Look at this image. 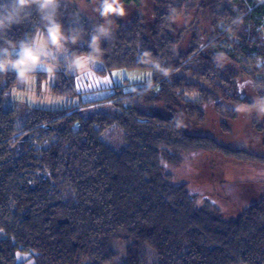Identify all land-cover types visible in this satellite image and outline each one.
<instances>
[{"label": "trees", "instance_id": "1", "mask_svg": "<svg viewBox=\"0 0 264 264\" xmlns=\"http://www.w3.org/2000/svg\"><path fill=\"white\" fill-rule=\"evenodd\" d=\"M152 2L151 23L137 16L127 26L117 23L116 34L102 39L101 54L89 47L92 23L58 6L64 34L79 36L66 43L63 58L56 57L49 87L66 105L26 106L21 116L8 101L11 89L24 82L13 71L0 74V264H24L19 253L31 264H264V195L225 218L165 170L206 151L264 163L187 133L177 119L181 113L202 120V105L216 102L218 114L234 120L233 106H254L240 93L241 77L264 106V0H201L197 11L208 31L203 45L201 35H193L188 51L177 50L182 31L173 23L189 0ZM39 35L48 40L33 5L0 33V46L34 44ZM73 56L99 64L100 76L122 69L145 76L80 92L77 69L67 68ZM33 75L40 89L48 77ZM97 105L108 108L82 113ZM112 134L119 135L117 150L104 141Z\"/></svg>", "mask_w": 264, "mask_h": 264}, {"label": "rangeland", "instance_id": "2", "mask_svg": "<svg viewBox=\"0 0 264 264\" xmlns=\"http://www.w3.org/2000/svg\"><path fill=\"white\" fill-rule=\"evenodd\" d=\"M100 2L101 0H58V6L72 7L76 11L75 14L89 20L94 29L100 24L109 26L111 34L108 37L116 34L117 23L127 26L136 16L141 17L146 25L152 21L154 11L152 0H138L137 5L120 0L126 15L107 18L99 15ZM188 4L189 8L173 23L175 32L182 31L181 41L177 47L179 51L190 50L193 35H201L199 43L203 45V34L208 31L209 27L205 16L197 11L201 0H189ZM109 20L111 24L108 23ZM34 44L40 48L49 49L47 38L41 35L36 37ZM54 54L59 59L65 55L62 50ZM81 60L83 67L76 70V84L80 92L106 88L116 83L123 84L125 81L134 83L145 76L136 71L123 69L100 76L98 75L99 64L90 63L85 57H81ZM35 72H43V70L38 68ZM52 79L48 77L43 81L40 89H37L35 75H32L29 82H24L20 87L11 89L8 103L19 107L21 116L25 113L26 106L54 109L66 105L68 101L65 97L50 93L49 87ZM241 85H243L242 88ZM239 90L242 95L253 101L254 106H233L236 112L234 120L223 119L215 108L216 102L202 105V120L196 118L188 120L181 113L177 114V119L189 134L208 136L223 147L242 150L264 160V113L259 110L251 84L244 77H241ZM74 101L76 102L77 99ZM107 108L105 105L91 106L83 109L82 113L88 115L98 111L105 112ZM159 110L164 114L168 113L167 108L162 109L161 107ZM254 118L261 126L259 130L253 121ZM118 136L112 134L104 141L116 148ZM165 170L172 175L173 182L185 184L190 194L195 196L199 202L203 200L212 202L225 218L237 217L264 195V163L261 162L239 161L219 152L206 151L190 155L178 167H166ZM121 248L122 244H119L118 250ZM28 256L26 253L17 254L18 260L26 261L24 264H31V261L27 259Z\"/></svg>", "mask_w": 264, "mask_h": 264}, {"label": "clouds", "instance_id": "3", "mask_svg": "<svg viewBox=\"0 0 264 264\" xmlns=\"http://www.w3.org/2000/svg\"><path fill=\"white\" fill-rule=\"evenodd\" d=\"M33 5L41 14V20L46 22L48 40L51 48L44 49L26 41H21L17 47L10 41H5L7 47L0 46V74L9 70L15 72L16 77L22 82H29L33 73L42 69L46 77H53L56 72V55L65 48L66 43L75 44L79 39L78 34L65 35L62 25L56 19L58 0H8L7 5H0V33L5 32L13 24L19 23L22 14ZM101 17H124L125 8L120 0H101L98 9ZM111 24V21L108 22ZM111 34V28L104 24L98 25L90 36L89 47L93 53L101 54L100 43ZM145 56L148 53L144 54ZM83 62L79 56H73L67 63V68L80 69ZM154 67L167 75V70L161 69L158 63ZM264 113V106L259 109Z\"/></svg>", "mask_w": 264, "mask_h": 264}, {"label": "snow or ice", "instance_id": "4", "mask_svg": "<svg viewBox=\"0 0 264 264\" xmlns=\"http://www.w3.org/2000/svg\"><path fill=\"white\" fill-rule=\"evenodd\" d=\"M243 87V85H241V88Z\"/></svg>", "mask_w": 264, "mask_h": 264}]
</instances>
